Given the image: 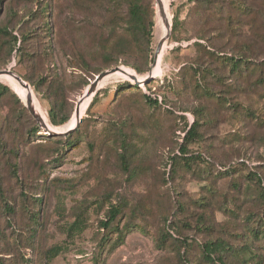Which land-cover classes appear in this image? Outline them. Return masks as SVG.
I'll return each instance as SVG.
<instances>
[{
	"label": "rangeland",
	"instance_id": "1",
	"mask_svg": "<svg viewBox=\"0 0 264 264\" xmlns=\"http://www.w3.org/2000/svg\"><path fill=\"white\" fill-rule=\"evenodd\" d=\"M145 2L147 19L154 23L153 60L160 40L155 25H161L162 36L167 27L164 17H158L156 0ZM162 2L170 25L174 16L177 25L163 44L159 67L152 69L135 47H123L120 56L113 50L123 46L120 29L104 46L101 26L115 16L92 0H0V28L17 38L12 47L11 37L0 34V69L6 66L27 79L37 113L48 125L52 104L64 101L71 117L66 125L50 124L54 132L73 125L75 107L95 74L113 68H105L107 52L119 64L126 61L156 75L139 89L118 93L131 73L102 80L94 103L90 106L94 96L82 101L83 121L73 144L61 148L57 157H51L52 143L65 137L46 139L48 134L27 111L31 123L18 126L23 143L16 145V154L0 156V264H207L200 248L217 240L232 249L225 256L228 264H264V196L247 180L249 173L257 175L264 193V86L227 83L236 90L226 99L253 111L262 123L255 125L217 111L185 79L187 69L201 63L195 44L207 41L228 56L251 47L248 60L261 64L264 75V0ZM43 7L47 27L32 16ZM124 13L120 9L118 14ZM183 83L189 85L186 90ZM0 84L25 107L23 89L6 78ZM144 96L156 98L158 105H147ZM17 110L8 93L0 96V150L10 143L7 115ZM194 120L199 126L185 145L186 154H200L206 161L193 156L185 166L186 158L172 156L184 145V133ZM34 125L37 134L30 133ZM241 161L245 168L224 173ZM236 185L245 193L238 196ZM235 196L239 207L233 205ZM5 200L15 214L3 208ZM111 207L120 209L111 222L117 231L101 225ZM171 217L175 237L167 235ZM256 228L259 233H251ZM52 247L61 251L47 262Z\"/></svg>",
	"mask_w": 264,
	"mask_h": 264
},
{
	"label": "trees",
	"instance_id": "2",
	"mask_svg": "<svg viewBox=\"0 0 264 264\" xmlns=\"http://www.w3.org/2000/svg\"><path fill=\"white\" fill-rule=\"evenodd\" d=\"M76 1V0H75ZM90 2V0H85ZM93 3L98 7V9L103 10L106 9L107 15L110 17L112 14L115 16V19L110 18L109 20H106L101 26L102 31L106 34V36H103L102 42L104 43V46L108 48V46L111 44L112 41V34L115 33L116 29H120L122 31V35L120 36L122 45L121 47H115L113 50L118 52V55L120 56L121 51H123V47L130 48L135 47L137 50H139L141 53L144 54V59L146 62V66L150 65L152 60V49H151V40L153 38V27L154 23L152 19H147L146 14V2L145 0H92ZM120 9H124V14H118L120 12ZM40 17H38V14H40ZM40 13L32 14L34 19L41 20L44 24V27H47V17L45 16V9L44 7L40 10ZM122 17V18H119ZM120 24V26L118 25ZM177 25V19L174 16L172 19V26L171 31L173 32ZM155 34L161 39L162 38V28L160 24L155 25ZM0 34L2 35H9L11 37L10 43L14 47L17 43V38L15 36H12L8 33V30L6 27L0 28ZM129 35L131 37H129ZM123 40V41H122ZM121 42L117 41L115 43V46H119ZM197 47V50L200 51L201 55V63L197 65H191L194 66V69L191 67L187 69V72L189 71V74L187 73L185 79L189 82H191L190 86H193V92L194 94H201V98H205L208 102H213L216 105L217 111L227 110L231 112L232 116L235 117L238 120H241L242 122H248L255 125H262L260 122L261 119H258V117L248 108L244 107H237V105H232L227 98V96H231V94L236 90V87L232 85H227V83L234 82L235 84H240L242 81H245L246 84L252 88H256L259 85L264 86V75H261V72L259 70V67L261 64H254L251 63L248 60L249 54L252 53V48L248 46V49L242 48V51L239 53V56H228L225 55L223 52H220L219 50H215L212 45L207 41V44L205 46L201 44H195ZM112 49V47H110ZM209 49V50H207ZM212 50L213 52H211ZM20 51V46L17 49V52ZM113 51V52H115ZM12 48L10 49L9 56L11 55ZM216 55H215V54ZM111 52H107L103 55V58L105 60V68L110 67H120V65H124L123 67H130L131 70L139 76L145 75L148 72V69H141L140 67H137L135 65H131L130 63L126 61H122L121 64H119V59L116 56L111 55ZM122 55V54H121ZM7 69L6 66L4 68H1L0 70ZM147 72V73H146ZM100 74V73H99ZM98 74H95L97 76ZM256 78V79H255ZM22 79V78H21ZM123 79V78H120ZM255 79V80H254ZM254 80V81H253ZM23 81H27V79L23 78ZM253 81V82H252ZM150 82V81H149ZM149 82H147L145 85H147ZM250 82H252L250 84ZM88 83H86L84 86H87ZM33 86V85H31ZM187 86L183 83V89L186 90ZM250 87V88H251ZM215 88L218 93L212 92ZM251 88V89H252ZM132 90V89H139L138 85L131 84V81H125L120 86H118L115 90V93L120 92L121 90ZM33 90L37 91L34 86ZM199 90V92H198ZM8 93L14 103L17 105L18 110L11 111L7 115L6 119V129L7 132L11 130L9 133L10 143L9 147L5 149V147L2 145L0 150V156L3 154H6V156L14 155L17 152L16 145L23 143V137H21V134L19 132V125L20 123H31V118L29 117L27 110L25 109L24 105H22L21 100L19 97L11 92L10 88L7 85L0 84V96ZM226 96H221V95ZM97 94L94 96L90 106L94 103L96 100ZM262 101L264 102V95ZM144 101L149 106H156L158 105V100L156 98H151L149 96H144ZM160 103V102H159ZM88 111V108L86 112ZM72 111L69 110L64 103L63 100L57 101L54 104H52L51 108L48 112V119L50 121V126H59V125H66L71 117ZM18 114V117L16 115ZM83 116L81 111V117ZM208 114V118H209ZM211 118V117H210ZM212 120V118H211ZM83 119H80L79 126L80 127ZM47 124V123H46ZM48 125V124H47ZM48 125V126H49ZM63 125V126H64ZM199 126V122L194 120L186 132L184 133V145L181 146L176 155H173L172 157H183L186 159H183V164L187 166L188 159L193 157L194 158H201L202 155L193 153V154H186L187 150L185 149V145L187 142L192 141L196 136L197 127ZM55 128V127H53ZM40 130L35 125L30 129V133L37 134ZM77 131H72V134L65 136L64 141H54L52 144L55 146L52 147L53 151L51 153V157H57L59 151L61 148H63L65 145L69 144L70 146L74 142V137L78 134ZM18 133V134H17ZM72 135V136H71ZM72 137V139H71ZM61 139V136H49L46 137V139ZM15 144V145H14ZM2 152V153H1ZM6 152V153H5ZM203 160V159H202ZM203 161H206L204 159ZM244 161H241L234 167H230L227 169H224V173L232 174L237 168V166H243L245 168V165L243 163ZM175 164V161L173 160L170 163V170L172 169V166ZM232 166V165H231ZM251 180L253 184L255 185L256 189L260 191V196H264L263 190L260 187L261 186V179L258 178L257 175L251 173L248 174L247 180ZM239 185L234 186V191L239 196L240 191L245 193L243 189H239ZM238 198L237 196L233 197V205H237ZM3 208L7 210L9 215L15 214V211L11 209L10 203H8L6 200L3 203ZM120 213V209L117 207H111V209L108 211V219L107 221L101 222L102 228L106 230H114L117 231L116 227H112L111 222L114 220V218ZM248 215V214H246ZM253 218V217H251ZM247 220L249 219V216L247 217ZM250 222V221H249ZM172 217L171 220H168L167 225V235L170 237L171 235L175 237V228L172 225ZM264 227V225H263ZM259 233L258 228L255 230H252L251 233ZM121 232H119L120 234ZM34 236V234H32ZM31 236V237H32ZM171 236V237H172ZM61 251L59 247H52L50 248L46 254L45 259L47 262H50L53 260ZM232 253V249L230 246L222 241H214L210 243H204L203 246L200 248V254H201V260H203L207 264H228L226 262L225 256ZM186 256V252H183V256ZM184 264H190V262H187L183 260Z\"/></svg>",
	"mask_w": 264,
	"mask_h": 264
},
{
	"label": "water",
	"instance_id": "3",
	"mask_svg": "<svg viewBox=\"0 0 264 264\" xmlns=\"http://www.w3.org/2000/svg\"><path fill=\"white\" fill-rule=\"evenodd\" d=\"M156 5L158 6L157 11H158V17L163 18L164 17V11H163V7L160 5L159 0H156ZM166 27H167V33L165 34L164 37H162L159 42L157 43V46L155 48V52H154V57H153V62H152V68L155 66L156 64V59L157 56L159 55V53L162 50L163 44L168 40L169 35H170V31H171V25H169L167 22L165 23ZM125 70L123 69V67H115L106 71L101 72L100 74H98L97 76H95L94 80L90 83V85L87 87L86 89V93H84L81 98L79 99L75 110H74V114L76 117V124L73 128L68 129L64 132H54L51 129H49V127H47V125H45V123L43 122V120L41 119L40 115L37 113L34 105H33V99H32V95H31V88L30 86L21 79V77H19L17 74H15L11 68H7V69H3L0 70V78H6L9 79L10 81H12L18 88L23 89L27 92H29L26 96L25 99V107L27 109V111L29 112V114L33 117V119L38 123V125L40 126V128L44 131V133L48 134L49 136H67L69 135L72 131H74L76 129V127L78 126L79 122H80V112H79V102L80 100H82V98L84 96H94V94L96 93V91L99 89L98 84L105 79L108 76H111L114 73H121L124 72ZM130 81L133 82V84L135 85H144L147 82L151 81L153 79V73H152V69L147 73V76L144 77L143 79H139L134 75H129L128 76Z\"/></svg>",
	"mask_w": 264,
	"mask_h": 264
},
{
	"label": "bare ground",
	"instance_id": "4",
	"mask_svg": "<svg viewBox=\"0 0 264 264\" xmlns=\"http://www.w3.org/2000/svg\"><path fill=\"white\" fill-rule=\"evenodd\" d=\"M159 3H160V5L163 7V11H164V21H165V23L167 22L169 25H170V23H169V19H168V16L166 15V13H165V7H164V5H163V2H162V0H159ZM157 8H158V6H157ZM168 30V29H167ZM165 36V35H164ZM164 36H162V37H164ZM159 61H160V53H159V55L157 56V59H156V66L157 67H159ZM154 68V67H153ZM152 68V69H153ZM123 69L126 71V72H128V73H131L132 75H134V76H136L137 78H138V76L131 70V69H129V68H126V67H123ZM114 74H116V73H114ZM114 74H112V75H114ZM154 77H156V75L154 76ZM104 80V79H103ZM99 85V84H98ZM24 92H25V94H26V96H27V94L29 93V92H27V91H25V90H23ZM31 92V91H30ZM85 93H86V91H85ZM26 96L24 97V103H25V99H26ZM90 97V96H89ZM86 98H88L87 96H84L83 98H82V100H80V102H79V112H80V115H79V117L81 118V108H82V101L84 100V99H86ZM33 105H34V107H35V109H36V111L38 112V110H37V108H36V106H35V104H34V102H33ZM39 113V112H38ZM73 115H74V118H75V122L73 123V125L69 128V129H71V128H73L74 126H75V124H76V122H77V120H76V117H75V114L73 113ZM41 117V116H40ZM42 119V118H41ZM43 120V119H42ZM43 122L45 123V121L43 120ZM45 125H47L46 123H45ZM47 127H49L48 125H47ZM49 129H51V128H49ZM52 130V129H51ZM53 131V130H52Z\"/></svg>",
	"mask_w": 264,
	"mask_h": 264
}]
</instances>
